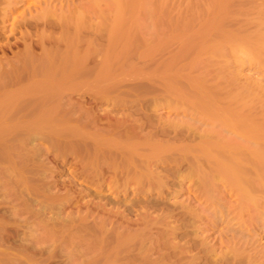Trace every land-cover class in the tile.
Here are the masks:
<instances>
[{"label":"rangeland","instance_id":"rangeland-1","mask_svg":"<svg viewBox=\"0 0 264 264\" xmlns=\"http://www.w3.org/2000/svg\"><path fill=\"white\" fill-rule=\"evenodd\" d=\"M263 53L264 0H0V264H264Z\"/></svg>","mask_w":264,"mask_h":264},{"label":"bare ground","instance_id":"bare-ground-1","mask_svg":"<svg viewBox=\"0 0 264 264\" xmlns=\"http://www.w3.org/2000/svg\"><path fill=\"white\" fill-rule=\"evenodd\" d=\"M115 2L117 3L118 2V0H115ZM260 5V4H259ZM258 7V6H257ZM262 7V6H261ZM247 10H248V8H247ZM248 12V11H247ZM261 16H262V14H261ZM260 17V16H259ZM240 51V50H239ZM254 51V50H253ZM243 52V51H242ZM264 54V53H263ZM258 244V243H257ZM262 248V247H261ZM260 252V251H259ZM262 252V251H261ZM246 259V262L245 263H247V264H263L261 261H257V260H255V257L253 258V257H250V256H248L247 258H245Z\"/></svg>","mask_w":264,"mask_h":264}]
</instances>
